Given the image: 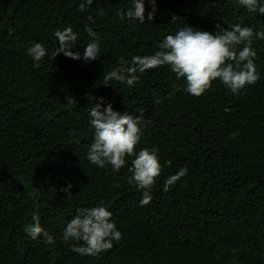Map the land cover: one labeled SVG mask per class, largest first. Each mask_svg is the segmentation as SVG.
Masks as SVG:
<instances>
[{
  "label": "trees",
  "instance_id": "trees-1",
  "mask_svg": "<svg viewBox=\"0 0 264 264\" xmlns=\"http://www.w3.org/2000/svg\"><path fill=\"white\" fill-rule=\"evenodd\" d=\"M78 3L0 0V264H264V39L255 36L264 31V14L238 0H156L151 21L145 0L141 24L117 16L132 0H93L86 11ZM234 23L254 31L260 77L237 95L217 79L192 96L169 66L138 73L131 88L104 84L121 57L154 54L168 34ZM86 24L100 36L101 54L89 62L82 59L93 39ZM68 26L78 34L72 51L80 60L51 55L59 47L55 31ZM35 42L49 53L38 67L27 54ZM100 97L121 113L144 110L136 148L158 149L162 165L147 205L139 203L143 190L127 182L132 157L118 172L88 160L89 110ZM185 167L187 174L163 191ZM69 183L71 194L64 191ZM101 202L122 239L94 256L72 251L80 242L64 241V228L78 208ZM33 216L53 243L25 232Z\"/></svg>",
  "mask_w": 264,
  "mask_h": 264
},
{
  "label": "clouds",
  "instance_id": "clouds-1",
  "mask_svg": "<svg viewBox=\"0 0 264 264\" xmlns=\"http://www.w3.org/2000/svg\"><path fill=\"white\" fill-rule=\"evenodd\" d=\"M152 5V11L148 12L147 20H153L156 11V0H148ZM93 0H79L78 11H86ZM238 4L244 6L250 12L264 14V4L260 0H238ZM98 15L103 16L104 10L100 9ZM120 19L138 20L145 22V0H132V6L125 12L118 11ZM175 16L172 20H175ZM93 23L92 15L87 17ZM88 36L93 38L84 46L82 59L85 62L98 58L100 53V36L89 25H85ZM254 31L251 27L234 23L227 27L216 25L215 32L200 30L192 26L179 29L175 34H168L159 43L154 54L134 56L130 61L123 57L119 60L118 67L108 71L104 76V84L115 86L109 81L115 80L134 86L139 80L138 73L147 70L169 66L176 74V79L183 78L184 90L192 96L199 97L209 90L215 80H219L232 94L237 95L248 85H254L259 80V73L255 66L256 51L251 47ZM54 36L58 40L59 47L54 48L51 55L56 58L63 53L66 57L80 60L79 51H72L77 44L78 34L71 26L63 30L57 29ZM257 39H264V31L255 33ZM242 47H238L241 46ZM27 54L33 59L34 66L49 55L46 48L39 42L33 43L27 49ZM94 106L89 110L90 125L94 129L93 142L87 153L90 163L100 167L110 164L113 171H119L126 165V158L132 157L131 167L128 168L131 175L128 184L143 190L141 206L147 205L151 199V189L156 183L157 177L162 172V165L158 156V149L147 147L137 151L140 143L141 127L145 122L144 110L139 115H132L126 111L121 113L113 109L111 103L104 107V98H98ZM160 103V99L155 101ZM227 111V109H226ZM171 162H169L170 164ZM187 174V168H180L178 172L170 175L164 182L163 191L169 188L181 177ZM72 185L69 183L65 192L71 194ZM112 212L101 202L97 206L82 207L76 210V215L67 223L63 230L64 241L80 242L79 246H73L72 251L81 255H97L102 251L110 250L113 242L122 239V233L116 224L111 221ZM33 224L25 226V232L33 239L43 236V242L51 244L54 237L40 224L39 217L33 216Z\"/></svg>",
  "mask_w": 264,
  "mask_h": 264
}]
</instances>
